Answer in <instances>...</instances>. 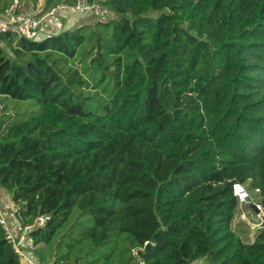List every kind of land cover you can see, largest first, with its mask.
<instances>
[{"label":"trees","instance_id":"1","mask_svg":"<svg viewBox=\"0 0 264 264\" xmlns=\"http://www.w3.org/2000/svg\"><path fill=\"white\" fill-rule=\"evenodd\" d=\"M106 6L114 19L66 15L38 39L0 32V95L38 106L0 125L10 217H50L30 233L40 264H264V226L239 237L231 191L255 190L264 216V0ZM90 88L109 89L97 110ZM0 264H23L1 226Z\"/></svg>","mask_w":264,"mask_h":264},{"label":"built area","instance_id":"2","mask_svg":"<svg viewBox=\"0 0 264 264\" xmlns=\"http://www.w3.org/2000/svg\"><path fill=\"white\" fill-rule=\"evenodd\" d=\"M108 0H74L73 3H60L51 7L46 12L23 11L18 3L9 6L4 12L0 13V32H11L18 35H23L27 38L37 39V33L40 27L44 26V33H50L54 18L59 14L80 15L83 19L94 18L95 20L106 21L111 17V12L106 6ZM51 18V23L45 21ZM50 27V28H48ZM45 33V35H49ZM232 195L237 200L236 216L245 218L248 212H256L257 215H263V207L257 201L254 202L246 187L240 183L232 184ZM9 208H14L12 202L9 203ZM249 208L250 211H247ZM245 209V211H244ZM5 216V212L0 208V226L5 233V239L11 245L19 260L23 264H40L35 256L37 246L30 236L31 231L35 226H41L49 220V216H39L34 224L26 225L20 228V225L14 217Z\"/></svg>","mask_w":264,"mask_h":264},{"label":"rangeland","instance_id":"3","mask_svg":"<svg viewBox=\"0 0 264 264\" xmlns=\"http://www.w3.org/2000/svg\"><path fill=\"white\" fill-rule=\"evenodd\" d=\"M57 1V0H54ZM45 0H36V5L33 8L32 5L29 3V0H21L19 3V6L22 8L23 11H32L33 12H39L41 11V7H43ZM30 4V7H29ZM28 5V7H26ZM72 16L68 14H59L58 17L56 16L54 18V22L52 24L53 30L57 29L56 25V19L61 18L62 20V26L66 25V22L68 18L63 16ZM149 16H156V13H151ZM80 18V17H79ZM114 19V16L108 17L106 21ZM51 18H48L45 22L47 24L51 23ZM80 20V19H79ZM95 22H104L102 20H95L94 18H87L83 19L79 25H85L88 23H95ZM44 26L42 25L40 27L39 32L37 33V38H41V36L44 34ZM3 48L10 54L9 49L2 44ZM91 47L90 43H86L84 46H82L79 49V52L82 54L80 58H75L74 60H58V65L62 73L67 72L69 69H72L73 67H76L79 71L82 72V69L86 66V64L89 62V55L86 54L87 50ZM77 92H82L83 96L86 97V103L88 104V107L90 109H96L97 103L105 100L107 98V94L109 93L108 88H98V89H85L84 91L76 90ZM38 111V106L35 104V101L33 100H14L9 97L0 95V125L3 121H6L7 123H12L15 121H19L21 119L26 118L31 113ZM246 187L248 194L250 195L251 199L254 202H257L258 199V193L255 190H249L247 184H244ZM11 194L2 191L0 189V208L5 212V216L8 217L11 211L14 209L9 208V202ZM247 209V208H246ZM245 211V209H244ZM247 211H250L248 208ZM261 226H264V216L257 215L256 212L250 211L246 215L245 218H239L235 215L233 221H232V229L239 235V237L246 243H250L254 240L256 234L260 230ZM135 253V252H134Z\"/></svg>","mask_w":264,"mask_h":264},{"label":"crops","instance_id":"4","mask_svg":"<svg viewBox=\"0 0 264 264\" xmlns=\"http://www.w3.org/2000/svg\"><path fill=\"white\" fill-rule=\"evenodd\" d=\"M74 15H77V14H74ZM74 15H72V16H74ZM78 16H80V15H78ZM71 17V16H70ZM80 19V20H79ZM77 21V23L76 24H79L81 21H82V18L80 17ZM62 20L63 19H61V18H58V19H56L55 21H56V25H57V29H55V30H53L52 28H53V26L51 27V29H47V30H49V32L50 33H47V32H45V33H47V34H51V33H55V32H59V31H61L62 30V28L64 27V26H62ZM48 28H50V27H48ZM45 33L41 36V38L43 37V36H45ZM38 39V38H37ZM11 197V196H10ZM10 202H11V200H10ZM9 202V203H10Z\"/></svg>","mask_w":264,"mask_h":264}]
</instances>
